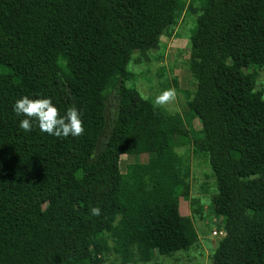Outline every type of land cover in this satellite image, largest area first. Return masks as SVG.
I'll return each mask as SVG.
<instances>
[{"label":"trees","instance_id":"trees-1","mask_svg":"<svg viewBox=\"0 0 264 264\" xmlns=\"http://www.w3.org/2000/svg\"><path fill=\"white\" fill-rule=\"evenodd\" d=\"M187 6L0 0V264H105L111 252L122 264L150 263L197 246L180 209L191 165L174 136L208 156L217 178L226 235L212 264H264V0H204L189 62L200 138L127 85L130 63L147 59ZM25 95L51 98L61 117L75 106L84 134L57 138L35 118L24 132L13 105ZM126 153L153 155L123 172Z\"/></svg>","mask_w":264,"mask_h":264},{"label":"rangeland","instance_id":"rangeland-1","mask_svg":"<svg viewBox=\"0 0 264 264\" xmlns=\"http://www.w3.org/2000/svg\"><path fill=\"white\" fill-rule=\"evenodd\" d=\"M204 0H188V6L179 22L170 33L161 36L159 47L148 52L147 59L140 63L131 62L130 79L127 85L137 88L144 98L154 102L162 91L175 88L177 96L171 105L163 107L170 113H180L188 127L193 130L191 138H200V120L188 112V102L194 97L196 82L192 78L189 62L191 56V35L202 11ZM138 52L135 53V55ZM138 56V54H137ZM257 90L264 92V68H257ZM114 99H108L111 114ZM170 144L191 165L190 193L181 198L180 209L189 215L198 231L200 242L189 251H179L173 256H158L150 263L136 264H212V257L224 235H214L215 230H224L222 216L214 210V197L218 192L217 178L204 153H195V144H182L178 137H171ZM151 153L123 154L120 167L123 172L132 163H146ZM113 245L112 240H110ZM105 264H122L117 254L111 252Z\"/></svg>","mask_w":264,"mask_h":264},{"label":"clouds","instance_id":"clouds-1","mask_svg":"<svg viewBox=\"0 0 264 264\" xmlns=\"http://www.w3.org/2000/svg\"><path fill=\"white\" fill-rule=\"evenodd\" d=\"M177 93L175 88L162 91L154 99L153 107L163 108L174 103ZM13 111L17 116H25L19 123V128L24 132L32 131L31 119L38 121L41 132L57 138L80 137L84 134V125L79 109L71 106L64 116H60L59 109L53 104L51 98L30 99L25 95L15 101ZM92 216L99 217L102 210L94 206L90 209Z\"/></svg>","mask_w":264,"mask_h":264},{"label":"built area","instance_id":"built-area-1","mask_svg":"<svg viewBox=\"0 0 264 264\" xmlns=\"http://www.w3.org/2000/svg\"><path fill=\"white\" fill-rule=\"evenodd\" d=\"M213 234L214 235H226V230L224 229V230H215L214 232H213Z\"/></svg>","mask_w":264,"mask_h":264}]
</instances>
